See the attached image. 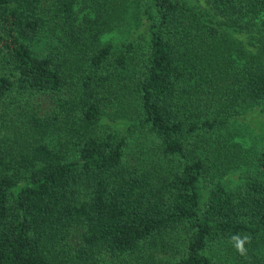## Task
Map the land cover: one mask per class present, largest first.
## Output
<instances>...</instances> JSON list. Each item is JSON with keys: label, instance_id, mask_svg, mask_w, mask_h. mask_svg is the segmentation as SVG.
I'll return each instance as SVG.
<instances>
[{"label": "trees", "instance_id": "16d2710c", "mask_svg": "<svg viewBox=\"0 0 264 264\" xmlns=\"http://www.w3.org/2000/svg\"><path fill=\"white\" fill-rule=\"evenodd\" d=\"M197 1L0 0V264H264V0Z\"/></svg>", "mask_w": 264, "mask_h": 264}, {"label": "rangeland", "instance_id": "374dc122", "mask_svg": "<svg viewBox=\"0 0 264 264\" xmlns=\"http://www.w3.org/2000/svg\"><path fill=\"white\" fill-rule=\"evenodd\" d=\"M194 3V0H191ZM200 7H205L206 4L203 0H198L196 2ZM210 9V8H209ZM212 12L208 15V20L212 21L214 24L223 28V25L219 23L220 17ZM227 32L229 29H227ZM136 30V26L134 23L130 24L127 29L123 30L122 32L116 31L111 33L110 35L114 38V40H119L124 36H130L133 31ZM230 35L236 39H246L243 40L245 45H249L251 47V38L246 33H240L236 31H230ZM253 48V47H251ZM255 107H251L247 109L244 113L240 115L234 116L230 123L229 128L233 134V139L235 141L240 142L245 147H252L250 149H259L261 147V132L264 130V111L256 110ZM240 168L231 170L223 177V182L226 186L232 187L236 181L237 174Z\"/></svg>", "mask_w": 264, "mask_h": 264}]
</instances>
